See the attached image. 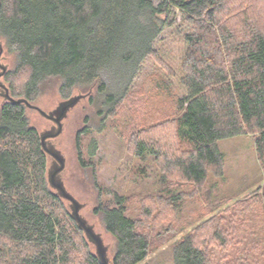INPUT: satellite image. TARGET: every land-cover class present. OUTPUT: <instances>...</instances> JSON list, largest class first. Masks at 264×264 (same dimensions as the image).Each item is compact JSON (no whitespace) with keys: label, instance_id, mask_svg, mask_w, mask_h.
I'll return each mask as SVG.
<instances>
[{"label":"trees","instance_id":"obj_1","mask_svg":"<svg viewBox=\"0 0 264 264\" xmlns=\"http://www.w3.org/2000/svg\"><path fill=\"white\" fill-rule=\"evenodd\" d=\"M230 1L162 0L154 6L149 0H0V41L13 56L2 81L12 98L31 104L49 79L60 81L62 100L92 88L101 98L97 114L106 119L154 54L153 44L176 9L192 28L184 37L179 81L184 95L177 99L175 118V136L185 148L166 163L164 174L199 188L209 173L222 176L218 143L245 135L254 138L264 171V28L256 22L233 25L226 9ZM27 110L0 104V264H101L48 186L46 157ZM84 130L75 143L82 167L87 165L80 148ZM153 147L139 140L134 154L142 159ZM89 148L93 156L94 140ZM161 181L168 183L166 176ZM166 196L176 209L181 195ZM126 202L114 194L112 204L100 202L91 211L114 241L112 264H139L149 254V228L127 215ZM214 224L204 221L178 240L173 264H209L207 246L216 234L208 237L205 229ZM199 232L205 245L198 242Z\"/></svg>","mask_w":264,"mask_h":264},{"label":"rangeland","instance_id":"obj_2","mask_svg":"<svg viewBox=\"0 0 264 264\" xmlns=\"http://www.w3.org/2000/svg\"><path fill=\"white\" fill-rule=\"evenodd\" d=\"M149 1L157 6L162 0ZM226 7L233 25L256 22L264 28V0H231ZM167 21L169 26L153 44L154 54L139 67L113 116L102 119L97 114L101 98L92 89V102L89 97L81 100L62 121V132L54 144L65 158L61 176L64 186L84 204L80 214L101 234L110 257L114 241L105 233L100 216H93L91 211L100 202L112 204L114 194H118L127 200V215L143 222L142 229L149 228V254L139 264H173L175 243L209 219L217 222L205 229L208 237L216 234V242L207 246L209 264H264V171L252 136L220 141L222 176L209 173L199 188L180 181L175 174H164L166 163L185 148L175 136V118L177 99L184 95L179 82L186 52L184 37L192 32L176 9H171ZM12 57L3 47L0 65L11 71ZM59 85L58 79L45 81L33 104L44 111L54 109L62 100ZM86 91L76 90L72 95ZM27 117L38 133L52 125L33 110H27ZM82 129L86 131L80 136L85 167L79 162L75 144ZM93 140L97 148L90 156ZM139 140L154 146L153 153L142 159L134 154ZM162 176L167 177V185L162 183ZM170 192L181 195L176 209L169 206L166 195ZM198 235V242L205 245L206 236Z\"/></svg>","mask_w":264,"mask_h":264},{"label":"water","instance_id":"obj_3","mask_svg":"<svg viewBox=\"0 0 264 264\" xmlns=\"http://www.w3.org/2000/svg\"><path fill=\"white\" fill-rule=\"evenodd\" d=\"M3 53V42L0 41V58ZM8 67L0 65V98L2 103L8 102L11 105H24L28 110L37 112L41 117L51 122L49 129L38 133L41 150L46 157V178L49 188L61 199L75 222L78 229L83 232L86 242L91 246L93 253L101 264H112L109 256V246L99 232L81 214L84 204L78 202L65 188L62 173L65 168V158L56 148L54 141L62 132V121L68 112L81 100H85L92 95V88L85 94L72 95L67 99L58 102L57 106L49 111H44L24 98L14 99L9 95V91L1 80Z\"/></svg>","mask_w":264,"mask_h":264},{"label":"flooded vegetation","instance_id":"obj_4","mask_svg":"<svg viewBox=\"0 0 264 264\" xmlns=\"http://www.w3.org/2000/svg\"><path fill=\"white\" fill-rule=\"evenodd\" d=\"M50 127H51V126H50ZM50 127H49V128H50Z\"/></svg>","mask_w":264,"mask_h":264}]
</instances>
